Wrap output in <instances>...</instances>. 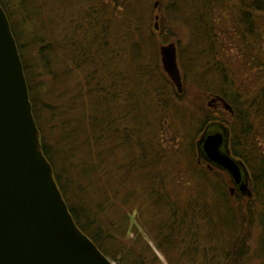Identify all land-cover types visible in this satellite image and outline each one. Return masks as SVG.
<instances>
[{
	"label": "trees",
	"instance_id": "trees-1",
	"mask_svg": "<svg viewBox=\"0 0 264 264\" xmlns=\"http://www.w3.org/2000/svg\"><path fill=\"white\" fill-rule=\"evenodd\" d=\"M181 1L180 16L171 17L187 36L176 42L180 91L162 76L158 52L159 41L167 44L176 33L166 34L163 21L154 27L157 9L148 0L0 5L18 47L42 153L75 224L103 255L116 264H156L134 222L139 214L168 264L190 254L183 244L191 241L194 251L206 248L201 255L208 263L222 264L219 247L248 219L261 228L264 261V154L255 127L264 112V85L251 74L258 66L241 71V79L257 83L249 98V86L223 60L225 45L217 38V13L228 11L230 0ZM237 1L242 15L235 31L243 44L256 27L255 12L264 15V0ZM29 49L36 51L26 54ZM199 92L209 95L207 104L220 98L231 111L220 104L224 118H217ZM207 128L227 131L228 149L244 165L255 202L243 204L238 194L232 200L228 173L203 159L197 139ZM202 240L214 242L209 248Z\"/></svg>",
	"mask_w": 264,
	"mask_h": 264
},
{
	"label": "water",
	"instance_id": "water-1",
	"mask_svg": "<svg viewBox=\"0 0 264 264\" xmlns=\"http://www.w3.org/2000/svg\"><path fill=\"white\" fill-rule=\"evenodd\" d=\"M163 71L181 89L174 44L160 48ZM222 106H230L217 98ZM225 129L197 142L205 160L251 195ZM0 264H116L75 224L41 150L19 51L0 5Z\"/></svg>",
	"mask_w": 264,
	"mask_h": 264
},
{
	"label": "rangeland",
	"instance_id": "rangeland-1",
	"mask_svg": "<svg viewBox=\"0 0 264 264\" xmlns=\"http://www.w3.org/2000/svg\"><path fill=\"white\" fill-rule=\"evenodd\" d=\"M232 2H234V0H230V2H228V6H227L229 9L228 11H225L223 13L221 12L217 13V19H216V32L218 33V36H217L218 42H221V45H225L223 51L227 59L224 58L223 60L227 64L230 65V68H231V65L234 66V72L236 74V79L240 77L241 71H243L245 68H249L251 66H258V67H255L257 69H252L251 70L252 72L251 71L250 72L251 74L254 73L255 80L258 77L257 79L258 83H260L261 85H264V65H262V63H264V15L261 12H255L254 15H255L256 27L255 29H253L252 27L251 33H247V35L251 34L252 36H246L243 42L244 46L246 47V49H244V47L242 48L243 44L241 43L240 38L236 37L239 33L235 31L238 28V25L236 24V22L239 21V18L241 17L240 15H242L239 10L240 5L237 0L235 3H232ZM148 3L153 8L157 9L156 14L153 18L154 27H158V28L162 27L161 21H163L165 26L168 27V29L167 28L165 29L166 34L169 33L171 29H173V32L175 31L176 33V37H172V36L166 37L165 36L167 39L169 38L167 44H161L162 42L159 41V44H160V45L158 44L159 48L163 46H168L170 44H174L176 47V44H177L176 42L178 40L184 43L187 39V36H186V33L181 28V23L179 21L175 22L171 19V17H177L178 13L182 11L183 2L181 0H148ZM169 7L170 9H173V7L174 8L178 7V11H176L174 15H170L169 13L166 12V9ZM242 10L244 12L245 18H248L249 17V16L247 17V15H249L248 12L249 11L251 12L250 8H248V6L246 5L244 6ZM23 15H25V13H23ZM182 22H184V20ZM247 30H250V29L247 28ZM25 34H28V32H25L24 35ZM26 39H27V35L25 37V40ZM160 40H163V39L160 38ZM159 48H158V52H159ZM241 49L242 51H240ZM35 51L36 49L33 51L29 49V51L26 54H32ZM159 58H160V55H159ZM221 58L222 56L219 58V60ZM177 64H178V59H177ZM178 68H179V65H178ZM257 70L261 72H257L255 75V72ZM179 71H180V68H179ZM160 72L165 80L170 81V79L167 77V75L165 74V72L162 70L161 67H160ZM180 75H181V82H182L181 71H180ZM241 78L242 76L240 77V79ZM241 80H242V84L243 83L245 84L246 81L243 79ZM255 80L249 81L248 83L246 82V86H249V92L246 93L247 94L246 96H248L249 98L255 97L256 95L255 93L256 90H253L257 85V83L254 84ZM208 83H211V81H209ZM236 85L238 86V81H236L235 86ZM259 87L260 85L258 84V88ZM186 89H188L187 86L183 85V90L185 92H186ZM191 91H194V90H191ZM194 97H195V94L193 98ZM209 98H210L209 95H203L201 92H199V101L201 100L206 101L205 102L206 106L209 104L208 107L212 109L213 104H211V102L207 104V102L209 101ZM185 101L187 102V96L185 97ZM205 103H204V106H205ZM220 107L221 106H217L216 108H214L213 113L215 114L217 118L221 119V118H224L221 115V113L225 110H221ZM260 117L261 119L255 122V127H257L256 130L258 131L260 135V139H259L260 148H261V152L264 154V112L261 113ZM163 136L166 139H171L169 138L170 132L168 131V129H164ZM142 138H146V136L143 134ZM198 140L199 139H197V141ZM226 180L228 182V188H230L231 185L227 177H226ZM249 189L251 188L249 187ZM244 195L245 194L238 195V197L242 198L243 204L247 205V203H249L248 200H250L252 203L255 202V199H253V196L251 198H247ZM232 200H235L233 196H232ZM239 203L240 202L234 201L233 206L243 207ZM242 215L248 219L247 213H243ZM134 222L137 224V226L139 225L141 226L142 230L144 231V238H145L144 240L150 246V249H148L149 250L148 259L154 262L153 256H155L156 264H168L167 259L162 255L160 250L157 249V247L155 246V243L151 241L152 240L151 237L145 234L146 233L145 231L146 229L144 228L145 224L142 222V219H140L139 214H138V217L134 219ZM253 223H252L253 225L250 224L249 219H248V222L236 228L238 229V231H235L236 234L229 235L230 238H227L226 244L223 245V247H219L223 250L221 253V258H220V260L223 262L222 264H264V261L262 260V254L260 252V246H259L260 238L262 236V231H261L260 226L258 225L257 220H254ZM237 224L238 223L236 222V225ZM130 238L133 239L134 241L136 240L134 234H131ZM191 242L190 244H183V249H186L188 251L187 253H190V254L183 255L177 260L173 259L172 264H210L206 261V259L204 258V255H201L203 254V251L206 250V248L204 250L199 249L197 251H194V248L192 247L193 242L192 243ZM201 242L202 244L205 245V247L210 248V245H212L214 241L213 240H209V241L202 240ZM228 252L229 254H227ZM212 264H215V262H213Z\"/></svg>",
	"mask_w": 264,
	"mask_h": 264
},
{
	"label": "flooded vegetation",
	"instance_id": "flooded-vegetation-1",
	"mask_svg": "<svg viewBox=\"0 0 264 264\" xmlns=\"http://www.w3.org/2000/svg\"><path fill=\"white\" fill-rule=\"evenodd\" d=\"M215 100V99H214ZM218 102V104H213V106L216 108L217 106H220V104H221V102H219V101H217ZM212 104V103H211ZM222 105V104H221ZM222 129H224V128H222ZM218 131H222L221 129H206L203 133H214V132H218ZM203 133H202V135H203ZM201 135V136H202ZM228 147V146H227ZM229 150V149H228ZM231 154V153H230ZM203 159L205 160V157L203 156ZM206 161V160H205ZM207 162V165L209 166V167H211V168H216L217 166H215L214 164H211L210 162H208V161H206ZM238 162H240V161H238ZM241 163V162H240ZM230 177V176H229ZM246 182L248 183V188H249V181H248V174H247V178H246ZM229 183H230V188H229V190H230V193H231V196H233L234 194H238V195H242V191H241V189H240V186L239 185H236V184H234V182L232 181V179H231V177L229 178ZM250 190V189H249ZM250 192H251V190H250ZM244 196H246L247 198H251L252 197V193H251V195L250 196H247V195H244Z\"/></svg>",
	"mask_w": 264,
	"mask_h": 264
},
{
	"label": "bare ground",
	"instance_id": "bare-ground-1",
	"mask_svg": "<svg viewBox=\"0 0 264 264\" xmlns=\"http://www.w3.org/2000/svg\"><path fill=\"white\" fill-rule=\"evenodd\" d=\"M9 22V21H8ZM10 25V24H9ZM11 29V28H10ZM12 32V31H11ZM13 35V34H12ZM14 37V36H13ZM15 39V38H14ZM16 42V41H15ZM17 45V44H16ZM18 48V47H17ZM159 55H160V48H159ZM21 59V58H20ZM161 62V61H160ZM161 68H162V63H161ZM163 70V69H162ZM166 74V73H165ZM167 75V74H166ZM168 77V75H167ZM169 78V77H168ZM170 79V78H169ZM171 81V80H170ZM172 82V81H171ZM173 83V82H172ZM174 84V83H173ZM175 85V84H174ZM80 230V229H79ZM81 231V230H80Z\"/></svg>",
	"mask_w": 264,
	"mask_h": 264
}]
</instances>
